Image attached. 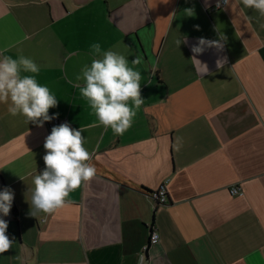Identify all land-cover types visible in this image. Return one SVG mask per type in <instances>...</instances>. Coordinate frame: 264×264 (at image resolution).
<instances>
[{"label": "crops", "instance_id": "0c3cea01", "mask_svg": "<svg viewBox=\"0 0 264 264\" xmlns=\"http://www.w3.org/2000/svg\"><path fill=\"white\" fill-rule=\"evenodd\" d=\"M262 25L235 0H0V52L39 65L58 101L49 115L85 130L97 168L64 207L30 215L52 127L0 104V191H13L18 211L17 222L0 214L14 239L0 264H264ZM199 38L220 47L194 54ZM95 42L129 66L142 59L144 104L120 136L90 126L77 87ZM162 182L159 203L149 193Z\"/></svg>", "mask_w": 264, "mask_h": 264}, {"label": "clouds", "instance_id": "9594fccd", "mask_svg": "<svg viewBox=\"0 0 264 264\" xmlns=\"http://www.w3.org/2000/svg\"><path fill=\"white\" fill-rule=\"evenodd\" d=\"M228 3V0H225ZM237 5L254 9L264 16V0H235ZM191 12V10H188ZM264 27V25H262ZM178 45L181 43L177 41ZM204 46L220 47L219 41H206L199 38L192 47L194 54L204 51ZM94 57L90 64L81 68L76 76L81 96L88 102L96 117L91 127L111 129L114 135H123L134 123L144 99L141 96V71L135 70L142 63L139 56L131 60L112 50H103L100 43L90 45ZM202 69L207 67L196 60ZM218 62V67H219ZM40 67L31 58L20 55L13 58L0 52V104L7 105L12 116L22 115L26 122L43 126L58 113L49 115V109L58 105L50 89L38 83L36 75ZM30 73L31 75H26ZM84 129H74L68 123L53 126L46 136L43 147L44 169L33 177L30 215L37 213L53 214L68 202L69 194L81 187L84 182H91L97 175V168L92 161V154L84 147ZM181 141L174 145L180 150ZM14 199L13 191L5 187L0 191V214L8 216ZM8 222L0 218V254L7 252L14 243L6 234Z\"/></svg>", "mask_w": 264, "mask_h": 264}, {"label": "built area", "instance_id": "2783aa9c", "mask_svg": "<svg viewBox=\"0 0 264 264\" xmlns=\"http://www.w3.org/2000/svg\"><path fill=\"white\" fill-rule=\"evenodd\" d=\"M223 2H219L216 4V6L222 4ZM67 123V120L65 118H60L58 116H56L55 118H53L52 120L49 121L51 127L53 126H58L61 123ZM239 187L237 185H231L230 187V192L231 193H237L238 192ZM149 196H151V198H153L154 200L158 201L159 203H163L166 201L167 199V191H166V186H165V182H162L156 189L152 190L149 193ZM158 234L155 231H152L150 234V241H155L157 239Z\"/></svg>", "mask_w": 264, "mask_h": 264}, {"label": "trees", "instance_id": "16d2710c", "mask_svg": "<svg viewBox=\"0 0 264 264\" xmlns=\"http://www.w3.org/2000/svg\"><path fill=\"white\" fill-rule=\"evenodd\" d=\"M17 215H18V211H17V207L14 204V201L12 202L11 208H10V216L12 218V220L14 222H17Z\"/></svg>", "mask_w": 264, "mask_h": 264}]
</instances>
